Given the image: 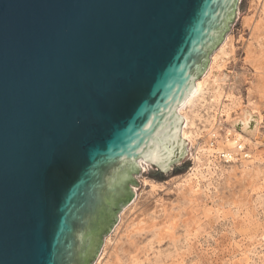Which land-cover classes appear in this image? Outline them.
Masks as SVG:
<instances>
[{
	"label": "water",
	"instance_id": "95a60500",
	"mask_svg": "<svg viewBox=\"0 0 264 264\" xmlns=\"http://www.w3.org/2000/svg\"><path fill=\"white\" fill-rule=\"evenodd\" d=\"M236 2L0 0V264L93 263Z\"/></svg>",
	"mask_w": 264,
	"mask_h": 264
},
{
	"label": "rangeland",
	"instance_id": "374dc122",
	"mask_svg": "<svg viewBox=\"0 0 264 264\" xmlns=\"http://www.w3.org/2000/svg\"><path fill=\"white\" fill-rule=\"evenodd\" d=\"M261 2L237 0L230 29L223 37V40L227 35L232 38L233 49L220 60V68L229 79L224 82L223 91L232 99L228 101L230 110L243 107L262 115L253 143L237 140L242 148L238 147L234 159L224 154L202 155V177L194 188L198 187V191L177 189L188 178L197 144L217 147V139L223 141L227 124L220 121V106L212 102L214 86L207 85L203 94L187 104L180 114L183 119L188 117L187 129L196 135L195 144H187L186 157L172 162L167 171H160L153 162H145V167L137 162L139 172L130 173L137 182L133 184L136 194L117 214L118 220L104 236L92 264H99L97 258L106 238L114 239L115 227L125 218L140 210L151 213L154 209L160 216V203L173 213L172 239L157 243L151 231L142 233L144 236H137L129 250L133 258L125 257L124 264H264V4ZM258 18H262L261 22ZM248 23L252 24L251 28ZM256 24L259 31L252 29ZM215 50L209 54L208 63ZM214 131H217L215 136L211 134ZM243 152L249 153V158H242ZM150 180L162 186L152 190ZM156 220L161 221V217Z\"/></svg>",
	"mask_w": 264,
	"mask_h": 264
},
{
	"label": "bare ground",
	"instance_id": "6f19581e",
	"mask_svg": "<svg viewBox=\"0 0 264 264\" xmlns=\"http://www.w3.org/2000/svg\"><path fill=\"white\" fill-rule=\"evenodd\" d=\"M262 1L263 2H261V3L264 4V0H262ZM251 17H250V19H251ZM254 18H255V16H254ZM261 19H259L260 22H261ZM255 20H257V19H255ZM253 23L254 22H252V24ZM252 24L248 23V27L251 28ZM257 28H259V27L256 24L253 26L252 29H253V31L254 30L257 31L258 30ZM231 42H232V38H230V36L227 35L224 38V40L218 45L215 52L211 55L210 62L208 63L209 65H208L206 71L203 73V75L200 78H198L196 80L194 88L185 97V99L182 101V103L177 106V109H176L177 113L182 115V110L184 109V107L187 104L192 103L194 101V99L200 97L203 94L202 92L204 91V89H206L207 85L212 84L214 86V90H215L213 95H212V102H215L216 104H218V106H220V108H221L220 111L222 113L220 115V121H223L224 123L227 124L224 136L222 137L223 141L221 142V141H219V139H217V147L202 146L201 144H197V146L195 148V154L193 155V159H194L193 166L190 169L188 178L183 180L184 181L183 183L180 182L181 184L177 187L178 190L182 191V189L184 188V191H185V189H187V191H188V189L193 190V191H195V190L198 191V189H197L198 187H196L195 190H194V188H195V186H198L199 181L202 177L201 176L202 169H201V164H200L201 159L203 157L202 155L205 154V155L209 156V155H214V154H220V155L224 154L225 157L234 159L236 152H238V147L240 149L242 148L238 144L237 140L240 139L245 144L253 143L252 137L258 128V125L260 123L259 121H260V118L262 115L260 116V114H258L257 112H255L253 110L249 111L243 107H239L237 109L238 111L237 110L231 111L230 107L228 105L229 104L228 101H231L232 99H231V97L228 96L227 93H224V91H223V88L225 87L224 82H226L229 79H228V75L226 73H224L222 71V69L220 68V60L223 59L226 55H228V53L230 52V49H233ZM248 58H249V56H248ZM236 78H237L236 75H233L232 79L234 82L237 81ZM229 87H232V84H229ZM222 97H224L223 101H221ZM183 125H184L183 129L179 130L180 137L186 139L189 146H193L195 144V141H196V138H195L196 135L191 130L187 129V127L189 125L188 117H184ZM211 134H213L215 136L217 134V131L211 132ZM242 155H243L242 158L244 156L249 158V156H250V154L247 152L246 153L243 152ZM137 161L143 167H145L144 166L146 164L145 162H152L151 160H144L143 157L138 159ZM150 183H151L150 185H151L152 190H155L157 187H159L161 185V183L154 182L152 180H150ZM199 188H200V186H199ZM175 192H177V190ZM182 194L184 196L186 195L185 193H182ZM163 205H164L163 203L159 204V206H160L159 208H161V209H158V211L161 212L160 216L156 215L157 210L154 211L155 210L154 209L153 212H151V213H147L143 210L142 211L140 210L133 217L130 216L131 218L130 217L125 218L126 220L123 221V223L121 225H119L117 228L115 227V229H116L115 235L116 236L112 237V239L113 238L114 239L111 241V238H106L105 247H103L101 253L99 254V256L97 258V262L99 264H124V263H126V262H124L125 257L127 258V256H129L132 259L134 256L133 254H132L133 256L130 255V252H129V250L131 249V246H133L134 243L136 242L135 240H136L137 236L141 235L144 232L151 231V233L154 237V240H156L157 243L161 242L165 238L166 239L167 238L172 239L171 237L173 234V228H174V222H175V221L173 222L174 218L173 219L171 218L173 213L170 210V208L168 209L167 207H163ZM134 207H135V205H134ZM154 208H156V207H154ZM132 209H133V207H132ZM174 215L176 216L175 213H174ZM158 217H161V221L156 220V219H158ZM136 257H137V255H136ZM134 262H135V260H134ZM131 263H132V261H131Z\"/></svg>",
	"mask_w": 264,
	"mask_h": 264
}]
</instances>
